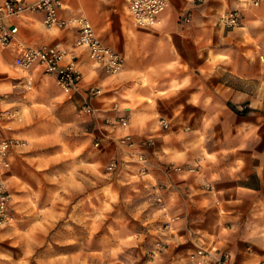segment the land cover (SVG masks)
Instances as JSON below:
<instances>
[{"label": "crops", "instance_id": "1", "mask_svg": "<svg viewBox=\"0 0 264 264\" xmlns=\"http://www.w3.org/2000/svg\"><path fill=\"white\" fill-rule=\"evenodd\" d=\"M215 1L221 8L224 1L231 2L224 12L241 9L238 22L246 31H239L238 39L230 35L232 30L219 38L204 32L197 21L182 20L179 9L201 5L195 0H167L159 21L148 26L133 21L125 0H64L61 16L86 15L103 42L124 53L126 78L118 83L109 82V75L97 68L103 67L90 59L85 48L74 46L73 27L46 28L40 11L4 21L17 27L16 37L26 44L60 43L75 55L82 73L76 91L61 89L55 76L38 66L28 72V86L37 82L47 99L79 109L85 90L100 83L102 92L88 99L94 108L90 129L84 123L82 131H118L113 122L124 117L128 131H156L158 148L174 150L164 158L173 157L184 169H155L143 184L148 209L175 216L165 260L187 257L189 250L204 242L229 252L234 264H259L264 262V115L232 110L227 103L238 108L264 104V1L258 6L248 5L247 0ZM211 3L207 5L215 2ZM244 8L251 10L245 14ZM247 32L248 37L242 35ZM9 57L12 66L14 52L0 45V74ZM10 83L5 88L25 85L22 78ZM164 114L189 122V131L173 130L169 124L156 129L158 116ZM14 126L11 120L6 122L1 133L8 134ZM78 131H67L68 143L81 141V123ZM16 154L8 178L10 191ZM155 176L162 189L155 186ZM155 194L161 196L159 203L152 200Z\"/></svg>", "mask_w": 264, "mask_h": 264}, {"label": "rangeland", "instance_id": "2", "mask_svg": "<svg viewBox=\"0 0 264 264\" xmlns=\"http://www.w3.org/2000/svg\"><path fill=\"white\" fill-rule=\"evenodd\" d=\"M208 1L179 9L178 15L182 20L188 17L184 20L187 23L197 21L208 34L221 38V34L232 30L230 35L238 39L239 31H246L240 27L241 22L228 26L221 20L227 3L231 6V2L224 1L221 8L217 6L219 2ZM211 2H215L214 5H207ZM250 10L243 9L245 14ZM123 17L129 19L125 13ZM242 35L248 37L249 34ZM10 58L0 74V81L6 80L0 84V92L7 93L3 105L16 110V116L11 119L15 126L8 128V134L24 139L25 144L13 161L16 174L11 184L14 218L0 226V264H189L186 256L165 260L169 251L167 236L173 233L175 216L171 226L165 228L166 220L172 216L148 209L149 203L144 201L148 197L147 187L143 186L148 174L138 172L137 162L130 158L133 150L121 146L119 139L124 135L137 142L136 146L152 163L150 174L155 169L162 170L168 162L177 163L173 157L164 158L165 153L172 155L174 150L158 148L156 131L139 134L128 131V122L125 127L119 121L114 122L118 131H82L84 123L85 128L90 129L94 111L81 112L78 107L52 102L35 81L31 86L20 83L12 90L5 88L21 78L25 82L26 73L11 66ZM97 68L109 75L111 83L126 78L124 65L117 73ZM87 78L93 80V76ZM107 100L111 105L113 98ZM227 105L232 110L257 111L264 115V104L257 108L249 105L238 108L233 102ZM162 117L173 130L176 127V131H189V122L174 120L165 114ZM160 118L158 116L156 129L162 128ZM79 123L81 141L70 144L67 131L79 133ZM147 137H151L153 144L147 143ZM96 140L98 145L94 144ZM111 158L119 163L114 172L106 170ZM154 178L155 186L162 189L159 179ZM152 200L160 202L157 198Z\"/></svg>", "mask_w": 264, "mask_h": 264}, {"label": "built area", "instance_id": "3", "mask_svg": "<svg viewBox=\"0 0 264 264\" xmlns=\"http://www.w3.org/2000/svg\"><path fill=\"white\" fill-rule=\"evenodd\" d=\"M128 14L133 21L141 26L153 25L160 19L161 13L167 6V0H125ZM200 3L205 0H195ZM220 1V0H218ZM264 0H247L248 5L258 6ZM64 5V0H0V45L10 48L14 52L12 66L19 71L25 72V83L31 82L28 72L34 66L42 68L45 73L55 76L57 84L64 90L76 91L81 79L75 55L60 43L45 45H29L16 37L17 27L9 26L5 23V18L20 17L27 12L40 11L43 14L42 22L46 28L73 27L76 30L74 36V46L85 48L90 59L101 65L109 73L119 72L124 65L123 55L107 45L94 30L90 20L84 14L61 16L59 10ZM241 17V9L232 8L221 15L224 25H236ZM188 20V17H184ZM102 92L101 87L91 85L85 90V99L79 110L81 112L92 113L94 108L88 99L92 95ZM7 93L0 92V226L12 222L14 215L12 212L11 191L8 186L10 176L11 161L14 153L25 144L24 139L14 135L3 134L6 122L16 116V110L3 106ZM116 122V121H115ZM114 123V122H113ZM119 123L125 124L124 117L119 118ZM160 124L167 126L168 122L164 117L160 118ZM148 144H153L151 137H147ZM121 146L133 150L130 157L137 162L138 172L148 173L152 169L144 151L140 149L135 140L127 136L120 137ZM95 145L99 141L94 142ZM118 160L111 158L107 165L108 172H114L118 168ZM182 164L168 162L162 166V170L182 171ZM193 166H188L187 170L193 171ZM161 200V196H157ZM174 220V216L165 222V228H169ZM189 264H234L229 252L218 249L214 246L205 245L204 242L197 244L187 253ZM264 264V262L259 263Z\"/></svg>", "mask_w": 264, "mask_h": 264}, {"label": "trees", "instance_id": "4", "mask_svg": "<svg viewBox=\"0 0 264 264\" xmlns=\"http://www.w3.org/2000/svg\"><path fill=\"white\" fill-rule=\"evenodd\" d=\"M243 111H245V109Z\"/></svg>", "mask_w": 264, "mask_h": 264}]
</instances>
